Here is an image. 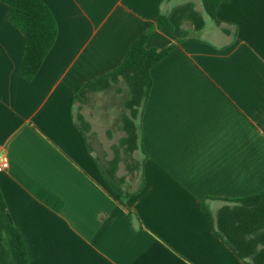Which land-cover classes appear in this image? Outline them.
<instances>
[{
	"label": "crops",
	"instance_id": "1",
	"mask_svg": "<svg viewBox=\"0 0 264 264\" xmlns=\"http://www.w3.org/2000/svg\"><path fill=\"white\" fill-rule=\"evenodd\" d=\"M42 1L57 38L31 82L17 74L23 37L0 3V147L9 161L0 192L28 264H247L212 232L201 203L264 191V0H221L219 25L203 0ZM161 12L173 30H155L145 47H174L150 69L143 188L121 201L73 99L115 70ZM198 15L204 27L194 32ZM207 206L215 215L222 202Z\"/></svg>",
	"mask_w": 264,
	"mask_h": 264
},
{
	"label": "trees",
	"instance_id": "2",
	"mask_svg": "<svg viewBox=\"0 0 264 264\" xmlns=\"http://www.w3.org/2000/svg\"><path fill=\"white\" fill-rule=\"evenodd\" d=\"M171 0H163L161 5ZM6 6V20L23 37V51L18 76L31 82L39 71L45 57L55 44L57 24L42 0H0ZM221 0L202 1L205 15L219 25L215 11ZM192 29L199 32L204 27L202 15L192 20ZM173 30L166 12L159 13L155 24L139 34L130 46L120 65L113 71L83 84L75 93L73 102L82 104L89 93L106 91L122 83L127 89L124 111L120 116L119 129L123 136L111 146L113 156L104 165L99 163L107 189L124 201L137 194L144 185V163L147 154L143 147L141 115L152 85L150 69L165 58L173 49L145 47L149 36L157 29ZM227 33L226 30H224ZM183 35L181 39H184ZM180 39V40H181ZM75 115L77 126L86 134L90 124L80 113ZM120 163L124 173L118 175ZM136 182L131 191L127 185ZM127 189V191L125 190ZM217 200L222 206L215 216L210 213L207 201ZM201 209L212 232L247 264H264V191L238 199L205 198ZM0 264H28L23 240L15 228L0 192Z\"/></svg>",
	"mask_w": 264,
	"mask_h": 264
},
{
	"label": "rangeland",
	"instance_id": "3",
	"mask_svg": "<svg viewBox=\"0 0 264 264\" xmlns=\"http://www.w3.org/2000/svg\"><path fill=\"white\" fill-rule=\"evenodd\" d=\"M126 97L127 89L119 83L106 91L87 94L84 102L80 104L81 113L91 124V132L87 135V140L100 164L104 165L106 160L112 158L111 145L117 144L123 136L119 125ZM123 173L124 166L120 163L117 174L120 176ZM135 187L136 182L127 185L129 191ZM127 189L125 188L126 191Z\"/></svg>",
	"mask_w": 264,
	"mask_h": 264
},
{
	"label": "built area",
	"instance_id": "4",
	"mask_svg": "<svg viewBox=\"0 0 264 264\" xmlns=\"http://www.w3.org/2000/svg\"><path fill=\"white\" fill-rule=\"evenodd\" d=\"M9 168V161L8 158L0 147V173L5 172Z\"/></svg>",
	"mask_w": 264,
	"mask_h": 264
}]
</instances>
